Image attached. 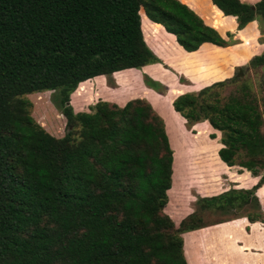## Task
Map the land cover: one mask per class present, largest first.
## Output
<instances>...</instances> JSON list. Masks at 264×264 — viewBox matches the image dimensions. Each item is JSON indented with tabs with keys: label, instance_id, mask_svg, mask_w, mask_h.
Returning a JSON list of instances; mask_svg holds the SVG:
<instances>
[{
	"label": "trees",
	"instance_id": "16d2710c",
	"mask_svg": "<svg viewBox=\"0 0 264 264\" xmlns=\"http://www.w3.org/2000/svg\"><path fill=\"white\" fill-rule=\"evenodd\" d=\"M210 2L234 18L237 30L257 23L263 48L249 66L264 78V0ZM184 4L0 0V264H186L181 235L226 222L206 225V212L260 208L263 84L256 90L236 76L221 81L239 61L224 48L234 44L231 35L221 37ZM159 31L187 54L182 73L201 87L210 84L176 96L172 110L186 130L206 122L219 133L217 157L225 166L217 148L209 155L215 166L258 177L250 189L197 199L177 226L164 211L173 154L151 105L144 99L122 106L98 101L76 113L69 105L70 94L89 79L158 64L143 34ZM208 46L215 51L199 57ZM45 91L55 93L65 121L62 137L48 134L30 115L26 96ZM229 177L239 185L249 178L246 172ZM260 215L243 217L262 223Z\"/></svg>",
	"mask_w": 264,
	"mask_h": 264
},
{
	"label": "rangeland",
	"instance_id": "374dc122",
	"mask_svg": "<svg viewBox=\"0 0 264 264\" xmlns=\"http://www.w3.org/2000/svg\"><path fill=\"white\" fill-rule=\"evenodd\" d=\"M178 1L182 4H187L192 11L199 15L204 24L209 26L213 25L217 29L225 30V32L221 34L222 36L220 35L221 37L225 38V33L231 35V39L233 40L232 43L234 44L224 48L227 49V51L235 53L239 61L236 65L231 67L229 76L221 81L236 76L240 81H247L253 84L256 90L263 84V91L258 93V95L264 99V78H262L259 68H252L249 66L250 59L259 55L263 48L261 44L262 37L258 32L257 23L254 21L255 23L241 30H237L236 24H231V18L223 16L213 6L206 4L205 0ZM249 1L253 2L256 0ZM143 37L147 47L159 59L160 62L158 64H152L145 69L128 70L117 75L112 74L109 77L103 76V82L101 83L113 90L110 95L111 97L104 96L102 91L100 92L101 94H97V92H95L96 88L94 86V81L86 82L77 87L70 94L69 105L73 112L76 113L89 112V108L96 102L101 101L102 98H108L109 100L117 101V103H122L123 101H128V98L130 100L131 98L143 99L144 97L153 104L157 112L161 115L159 116L166 128L165 133H167L166 136L173 154V187L168 193L167 207L164 211L173 221L174 225L177 226L182 218L192 212L195 206L194 202L197 199L215 196L230 189L247 190L242 187L247 186L250 181L249 178L253 176L247 171H238L237 168H229L224 171L222 168L215 166L209 159V155L213 154L215 148H217V145L214 143L215 135L208 134L202 125L197 127L192 126L189 130H186L184 121L181 122L176 114H173L174 111H172L170 106L172 100L176 96L182 94L183 91L196 92L210 84L201 87L198 83L191 82L187 76L182 73L180 62L187 54L171 46L170 39L162 31L148 38L143 34ZM215 49V47L208 46L204 48L198 56L206 58L215 51ZM238 70L240 71L239 77L237 76ZM143 81H145L147 85H144ZM148 85H150V87L154 85L157 88L161 86L163 90L161 93H156V90L153 91ZM146 89L152 90L155 95H158L157 98ZM26 99L31 104L30 115L33 120L51 136L56 138L62 137L65 121L61 115L59 106L55 102V93L52 91L33 93L27 95ZM210 135H213L214 138L210 139ZM244 172L248 174L249 178H246L243 184L239 185L237 181L229 177L230 174L237 177L244 174ZM216 177L218 178L217 180ZM257 179L258 177H256V182ZM263 193L264 191L261 192L262 195ZM259 207L260 208H255L254 210L251 209V206L240 211L229 210L223 214L217 211L206 212L204 215V222L206 225L219 221L230 222L238 220L239 218H244L243 215L246 213L254 212H260V218L264 220V211H262L260 203ZM255 222L258 221L248 223L255 224ZM218 225L219 224L212 226ZM251 227L248 228V226H246L245 228H241L237 226L239 229L236 227L234 229L237 230V235L239 234L241 236V244L244 247H253V250H255V247H262L264 231L255 229L257 228L255 225L253 226V228L255 227L253 230ZM216 234L214 233V235ZM191 235L192 233L190 232L181 235L183 256L185 257L184 259L188 261V264H197V242L196 238L195 241H193L194 238L191 237ZM200 237L201 236H198L197 240ZM224 240L222 238L219 244H224ZM228 245L227 243L226 247ZM262 254L263 256L260 258V262L264 264V251ZM242 260H244L243 264H247L246 262H248V264H256L254 257L250 253L236 256V260H234L233 264H238L237 262Z\"/></svg>",
	"mask_w": 264,
	"mask_h": 264
},
{
	"label": "crops",
	"instance_id": "0c3cea01",
	"mask_svg": "<svg viewBox=\"0 0 264 264\" xmlns=\"http://www.w3.org/2000/svg\"><path fill=\"white\" fill-rule=\"evenodd\" d=\"M239 1L252 5L255 2H257L258 0L253 1V2H250L249 0H239ZM205 2H206V4L213 6L211 4L210 0H205ZM217 11L220 12L219 10H217ZM231 20H232L231 24L235 25L234 18H231ZM252 23H255V22L254 21L250 22L246 26L251 25ZM212 28H214L220 35L225 32V30L217 29L215 27H212ZM220 49H223V48H220ZM149 66L150 65L144 66L141 69H145ZM103 78H104L103 76H98V77H94L92 79H89L87 82L94 81V86L96 88L95 92H97V94H101L100 92L102 91L103 92L102 94H104V96L111 97L110 95L112 94L111 92L113 90H111L110 88H107L105 85H103L101 83V82H103ZM146 90H148L151 94H153L154 97L157 98L158 95H155L152 92V90H150V89H146ZM185 92H187V91H183L182 93H185ZM131 99H135V98H131ZM143 99L146 100L149 104L151 103L149 100L145 99L144 97H143ZM103 100H105V102L117 104L118 106H122L127 102V101H123L122 103H117V101L115 102L113 100H109L108 98H106V99L102 98L101 101H103ZM127 100L129 101V98ZM151 107L153 108L154 111L157 112V110L153 106V104L151 105ZM157 114L160 115L158 112H157ZM173 114H176V116L179 118V120L181 122H183V120L179 117V115L177 113L173 112ZM200 125H202L204 127L205 131L208 134H214L215 135L214 143L217 145V149H216V157H217V150L221 146L218 143L219 133L217 131L213 130L206 122L198 123L194 126L197 127ZM165 130H166V128H165ZM263 132H264V127H263ZM166 135H167V133H166ZM217 159H218V157H217ZM223 166H225V165L223 164ZM255 182H256V177H252V178L250 177L249 184L245 187H242V188L249 189V188H251L252 185L255 184ZM262 191H264V184L261 186L260 189H258L256 191V196H257V198H259L258 201L260 203L261 209H262V211H264V193L262 195L261 194ZM260 196L261 197L263 196V197L261 198ZM254 225H255V227H257V228L254 227L255 229H261V231H264V223L255 222V224L254 223L249 224L245 218H239L238 220L225 222L223 224H219L218 226H209V227L197 230V231L190 232V233H192L191 237L194 238L193 241H195V238H196V242H197V245H196V247H197V254H196L197 264H233L234 260H236V256H241L242 254L244 255L245 253H250L254 257V259H255L254 261L256 262V264H262L260 262V260H261L260 258L263 256L262 252L264 251V240H262V247L261 248L255 247V250H253V247L252 248L247 247V246L244 247L241 244V240H240L241 236L239 234L237 235V233H236L237 230L234 229L235 227L237 228V226H240L241 228H245L246 226H248V228H250L252 226L251 228L253 230ZM237 229H239V228H237ZM214 233L215 234L217 233V234L214 235ZM231 234H232V236H231ZM223 235H225V236H223ZM198 236H201V237L197 240ZM228 236H230V237H228ZM259 237H260V235H259ZM222 238H223V240L225 239L224 244H219V241ZM227 243L229 245L226 247ZM182 251H183V246H182ZM185 261H186V264H188V261L186 259H185ZM242 261L237 262V263L243 264L244 260H242ZM246 263L248 264V262H246Z\"/></svg>",
	"mask_w": 264,
	"mask_h": 264
},
{
	"label": "water",
	"instance_id": "95a60500",
	"mask_svg": "<svg viewBox=\"0 0 264 264\" xmlns=\"http://www.w3.org/2000/svg\"><path fill=\"white\" fill-rule=\"evenodd\" d=\"M261 71L263 72L264 71V66L261 68ZM237 76L239 77L240 76V71L238 70L237 72Z\"/></svg>",
	"mask_w": 264,
	"mask_h": 264
}]
</instances>
